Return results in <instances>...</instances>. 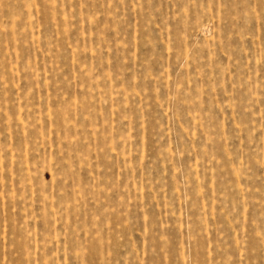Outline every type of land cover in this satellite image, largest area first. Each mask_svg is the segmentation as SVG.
I'll return each instance as SVG.
<instances>
[{"label": "rangeland", "instance_id": "rangeland-1", "mask_svg": "<svg viewBox=\"0 0 264 264\" xmlns=\"http://www.w3.org/2000/svg\"><path fill=\"white\" fill-rule=\"evenodd\" d=\"M0 264H264V0H0Z\"/></svg>", "mask_w": 264, "mask_h": 264}]
</instances>
